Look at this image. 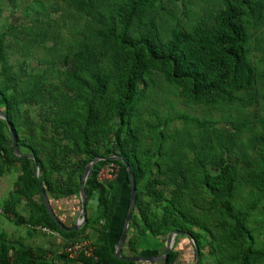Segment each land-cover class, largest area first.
Masks as SVG:
<instances>
[{
    "label": "trees",
    "instance_id": "1",
    "mask_svg": "<svg viewBox=\"0 0 264 264\" xmlns=\"http://www.w3.org/2000/svg\"><path fill=\"white\" fill-rule=\"evenodd\" d=\"M5 1L0 23L4 7L13 15L24 1L27 18L38 14L29 24H0V110L8 118H0V178L17 174L4 213L26 223L17 211L24 201L34 226L68 239L97 232L98 262L78 257L84 264H139L113 251L119 182L92 176L98 167L120 166L125 218L131 184L123 162L95 165L87 213L94 195L97 206L79 231L60 228L41 192L50 200L80 198L87 165L122 156L137 190L125 242L130 256L167 249L178 231L196 240L199 264H264V132L243 114L230 128L173 115L171 100L210 110L264 106V0H214L194 22V0ZM8 122L21 154L36 158L38 177L33 159L15 155ZM178 122L196 128L197 138ZM258 122L264 130V117ZM180 237L194 248L189 237H177L163 264L176 263ZM11 247L0 241V264H50L30 249L12 257Z\"/></svg>",
    "mask_w": 264,
    "mask_h": 264
},
{
    "label": "crops",
    "instance_id": "2",
    "mask_svg": "<svg viewBox=\"0 0 264 264\" xmlns=\"http://www.w3.org/2000/svg\"><path fill=\"white\" fill-rule=\"evenodd\" d=\"M93 170L94 168L92 169V171ZM99 173L100 169L98 167L93 171L92 176H98L100 180H105L102 179ZM6 176L7 175L0 178V241L12 246L10 249V255L12 257H16L21 251L30 249L34 252L41 253L44 256V260L50 264H84L77 259L78 257L73 258L67 254H64L62 252V248L65 244L72 243L73 241L83 237H86V239L84 240H89L95 245L98 233L93 231L92 229H88L83 235L77 236L75 239H68L59 232L53 231L50 228L42 227L39 225L34 226L30 222V209L24 201L17 206V211L25 219L26 223L20 225L16 224L14 221V216L6 214L3 211L4 204L10 198V193L13 191L14 187L13 184L11 186L12 189H8L9 186L6 183ZM109 179L118 181L121 187V195L117 204L118 208L116 211V215L113 217L111 227V241L113 243V251L116 252V248L120 240L119 233L124 226L126 218H124V216L127 206V186L123 180L119 179V176L118 178L111 177ZM93 185H95V183H93ZM8 191H10L9 196L8 198L4 199ZM50 202L56 216L58 217V220L66 227H73L78 220V215L81 211L80 198L69 197L62 198L60 200L51 199ZM96 206L97 197L96 195H94L88 205V216L92 215L95 212ZM45 229H49L51 233L47 232ZM165 251L166 247L150 251L143 250L141 251L140 256L152 258L160 257L164 255ZM176 251L178 252V258L175 264H194L195 249L190 245V242L187 238L180 237V241L178 243V247H176ZM123 254V257L131 255L129 247L126 245V243L124 244L122 250V255ZM163 261L164 260H157L154 262H140L139 264H163Z\"/></svg>",
    "mask_w": 264,
    "mask_h": 264
},
{
    "label": "rangeland",
    "instance_id": "3",
    "mask_svg": "<svg viewBox=\"0 0 264 264\" xmlns=\"http://www.w3.org/2000/svg\"><path fill=\"white\" fill-rule=\"evenodd\" d=\"M195 3L197 4V8H193V10H191L188 13V19L191 22H194L196 20V18H198L199 14L197 11H200V9L207 4L209 2H213L214 0H194ZM7 2L1 1L0 4H2L3 6L6 4ZM29 3V1H24L21 2L17 8L14 10L13 15H10V11L6 10V8L4 7V17L1 20V25H6L8 26L9 24H29L31 22V19L33 17H35L37 14L36 13H31V18H27V13H26V9H28V6L26 7V5ZM31 4V3H30ZM29 4V5H30ZM54 3H46V6L48 8H52L55 7ZM34 8H36V12H39V7L37 5H33ZM30 12V11H29ZM66 33L68 34V32L66 31ZM66 34V35H67ZM65 37V35H64ZM68 37H66L67 39ZM171 100L173 102H175V111L173 115H185L188 116L189 118H198L201 121H217L219 123V126H228L229 128L231 127V124L229 122H231V120L233 119H237L238 116L240 114H243L244 117H247L248 120L251 122V124L253 125L254 128H257V130L262 133L264 132L263 128H260V122L259 118L261 116L264 117V106H261L259 104L253 105V106H249V107H245V109H243L241 106L236 107V108H231L230 110H224V109H214V110H210V109H206L205 107L202 106H189L187 103L183 102V101H176L174 98H171ZM37 109H34L33 112H36ZM38 111V110H37ZM177 127L178 129L181 130V132L183 133H187L188 131H193V137L197 138L196 135V128H194L193 126H191L190 128H185V126L181 123L178 122L177 123ZM259 127V129H258ZM250 135V134H248ZM248 135L246 137V140L248 138ZM253 135V134H251ZM120 166L117 164H109V165H105V166H101L100 168V173L99 175L102 177V179H109L111 177H116L118 178V176L120 175ZM6 183L8 184V189L11 190V186L14 184L15 180H16V174L13 171L12 173L8 174L6 176ZM9 192H7V194L5 195V198H8L9 196Z\"/></svg>",
    "mask_w": 264,
    "mask_h": 264
},
{
    "label": "water",
    "instance_id": "4",
    "mask_svg": "<svg viewBox=\"0 0 264 264\" xmlns=\"http://www.w3.org/2000/svg\"><path fill=\"white\" fill-rule=\"evenodd\" d=\"M0 118L8 121L7 116L0 110ZM8 126H9V130L11 133V137H12V141H13V148H14V153L18 158H30L33 159L35 161V165L37 167V171H36V175L37 177L39 176V165L38 162L36 160V158L32 155H22L21 151L19 149L18 146V142L16 139V135L14 132V129L12 127V125L8 122ZM104 160H111V161H121L124 163L127 172H128V176H129V180H130V184H131V202H130V206L125 218V222H124V226H123V231L119 240V243L117 245L116 248V252H115V256L118 259H123L125 261H134L137 263L140 262H154L157 260H164L165 258H167V256L169 255V253L171 252V250L173 249V247L175 246L176 243V238L179 236H185V237H189L190 240L192 241V244L194 246L195 249V254H196V259L194 264H199L200 259H201V252H200V248L196 242V240L193 238V236L191 234H187L184 232H178V231H174L169 235L168 238V243H167V249H166V253L163 256L160 257H142V256H127V257H123L122 255V250L124 247V244L127 240V236H128V232H129V227H130V223H131V219H132V215L133 212L135 210V205H136V200H137V190H136V182H135V178H134V174L132 172L131 166L129 165V163L127 161H125V159L122 156H111L108 158H95L93 161H91L87 167H86V171L83 175L82 178V182H81V190H80V201H81V211L78 215V220L76 221V223L74 224L73 227H66L64 224H62L59 220L58 217L56 216L54 209L52 207V204L50 202V199L47 195V192L45 190V188L43 186H41V192L46 204V207L48 209V212L50 213V215L52 216V218L56 221V223L60 226L61 229H63L64 231L67 232H73V231H79L81 228L84 227V225L87 222V218H88V213H87V191H86V185H87V181L89 179V176L91 174L92 169L94 168V166L100 162V161H104Z\"/></svg>",
    "mask_w": 264,
    "mask_h": 264
},
{
    "label": "built area",
    "instance_id": "5",
    "mask_svg": "<svg viewBox=\"0 0 264 264\" xmlns=\"http://www.w3.org/2000/svg\"><path fill=\"white\" fill-rule=\"evenodd\" d=\"M47 232L51 233L49 229H45ZM96 248L94 244L89 240H81L72 243H67L62 248L64 254L69 255L70 257L76 258L84 256L87 259H92L98 262V257L95 253ZM104 264V263H102Z\"/></svg>",
    "mask_w": 264,
    "mask_h": 264
}]
</instances>
